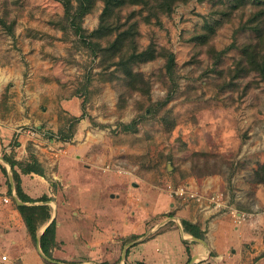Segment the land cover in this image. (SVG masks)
Returning a JSON list of instances; mask_svg holds the SVG:
<instances>
[{
    "label": "rangeland",
    "instance_id": "rangeland-1",
    "mask_svg": "<svg viewBox=\"0 0 264 264\" xmlns=\"http://www.w3.org/2000/svg\"><path fill=\"white\" fill-rule=\"evenodd\" d=\"M119 1L73 21L57 0H0V126L59 208L49 260L168 264L152 241L181 220L204 239L202 219L264 230V0ZM65 161L104 180L86 224ZM28 241L29 260L55 264Z\"/></svg>",
    "mask_w": 264,
    "mask_h": 264
},
{
    "label": "crops",
    "instance_id": "crops-1",
    "mask_svg": "<svg viewBox=\"0 0 264 264\" xmlns=\"http://www.w3.org/2000/svg\"><path fill=\"white\" fill-rule=\"evenodd\" d=\"M12 134L13 129L9 125L7 127L0 126V252L8 254L10 257H16L23 264H38V259L32 258L33 260H29L28 254L26 253L29 248V237L16 209V206H18L16 199H19L15 193L12 169L4 158L8 157L15 162L21 163L27 157L25 150H23V140L18 139L16 143H13L11 139ZM80 167L78 163L65 161L64 168L60 172L71 174L72 183L79 182L81 185L84 182V188L78 186L77 189H73L74 191L70 192L69 203H84L82 215L84 216V222L86 224L92 218L91 206L94 205L97 199L94 195L98 187L97 184L99 183V189H102L104 180L100 179V177L97 179H91L90 177V179L84 181L83 179L88 174H91L81 170ZM14 171L19 176L20 188L23 194L34 201V203H26L25 205H47L50 209L49 219L37 228L36 235L38 240L52 222L55 224L57 223L56 221H59V208L56 211L57 209L54 207L55 203L50 199L49 184L42 175L35 173L23 174L16 166L14 167ZM92 180L94 182L91 183ZM87 181L90 182L86 184ZM43 198H45V201L39 202ZM71 214L76 215L78 212L73 211ZM108 217L107 219H115L114 224L119 226V228L121 227L120 229H123L122 225L125 223V218L122 211L116 210V213ZM98 219L103 220L101 226H108L107 222H104L106 221L104 220V216L100 215ZM195 221L193 219L191 222L195 223ZM221 221L222 218L213 219L207 223V226L203 219L200 221L202 230L205 231V239L202 242L194 241L192 239L194 237L183 231L181 224H178L176 228L166 230L152 242L164 244L162 251L167 257L165 262L168 264H178L184 257L188 259L187 249L189 250L190 262L192 264H264V255H261L264 252V245L260 244L264 240V237H262L264 230H260L257 234H249L247 231L245 232V227L231 229L226 226V223L223 225V221ZM60 224L59 221L55 230V241L57 242L59 241L61 233ZM73 231L71 234H73ZM253 238L256 239V242L252 241ZM36 249L42 257L41 254L43 253L37 244ZM49 262L61 264L51 259Z\"/></svg>",
    "mask_w": 264,
    "mask_h": 264
},
{
    "label": "trees",
    "instance_id": "trees-1",
    "mask_svg": "<svg viewBox=\"0 0 264 264\" xmlns=\"http://www.w3.org/2000/svg\"><path fill=\"white\" fill-rule=\"evenodd\" d=\"M60 2L64 7V12L66 14H70L73 10V21H81V19L84 17L85 14L89 12L91 0H77V7L74 8L72 5L71 0H57ZM105 7H104V13H110V9L114 6H120L122 4V1L119 0H105ZM168 7V3L165 4ZM100 31V29H99ZM98 32V30L96 31ZM141 55V54H140ZM122 62V64H124ZM122 64H118L119 66ZM261 69V68H260ZM125 74L129 77H132V74L129 70H125ZM132 87V84H131ZM134 87V86H133ZM125 128H129L128 126H125ZM5 161L10 165L13 173V180H14V186H15V193L19 201L24 203V205L16 206V209L22 219V222L24 224V227L26 229V233L29 236L32 243H36L37 241V235L36 231L39 225L47 221L50 217V209L47 205H25L26 203H34L31 199H29L27 196H25L20 188V180L18 174L14 171V167H18L23 174H29V173H35L42 175V173L33 168L30 164L22 165L19 162H15L8 157H4ZM45 198L39 200V202H44ZM181 226L183 228V231L192 237L202 240L203 232L199 230V228L190 222L186 220H181ZM55 243V224L52 222L43 232V234L39 238V247L42 251V253L46 257H50V250L53 247ZM187 253L189 255V250L187 249ZM190 259V255L188 257Z\"/></svg>",
    "mask_w": 264,
    "mask_h": 264
},
{
    "label": "built area",
    "instance_id": "built-area-1",
    "mask_svg": "<svg viewBox=\"0 0 264 264\" xmlns=\"http://www.w3.org/2000/svg\"><path fill=\"white\" fill-rule=\"evenodd\" d=\"M16 133L20 136L24 135L30 139H34L35 137H38V133L35 130L30 129V128H28L26 130H24V129L16 130ZM5 259H6V257L2 256V260H5Z\"/></svg>",
    "mask_w": 264,
    "mask_h": 264
},
{
    "label": "water",
    "instance_id": "water-1",
    "mask_svg": "<svg viewBox=\"0 0 264 264\" xmlns=\"http://www.w3.org/2000/svg\"><path fill=\"white\" fill-rule=\"evenodd\" d=\"M16 203H17V205L18 206H21V205H23V203L22 202H20L19 200H17L16 199ZM194 241H198V242H202V240H199V239H195V238H192ZM37 246H39V238H38V241H37ZM42 255V257L44 258V259H46V260H49L47 257H45L43 254H41ZM50 261V260H49Z\"/></svg>",
    "mask_w": 264,
    "mask_h": 264
}]
</instances>
